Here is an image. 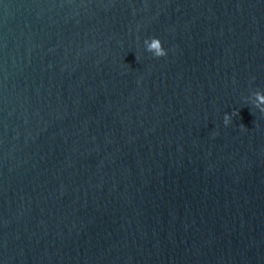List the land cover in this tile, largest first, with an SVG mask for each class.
Listing matches in <instances>:
<instances>
[{"label":"water","instance_id":"water-1","mask_svg":"<svg viewBox=\"0 0 264 264\" xmlns=\"http://www.w3.org/2000/svg\"><path fill=\"white\" fill-rule=\"evenodd\" d=\"M258 93L264 0H0V264H264Z\"/></svg>","mask_w":264,"mask_h":264},{"label":"clouds","instance_id":"clouds-1","mask_svg":"<svg viewBox=\"0 0 264 264\" xmlns=\"http://www.w3.org/2000/svg\"><path fill=\"white\" fill-rule=\"evenodd\" d=\"M144 44L148 52L152 53L154 57H163L167 55L166 50L163 48L161 41L158 38H151L150 40H145ZM257 99L264 103V96H261L259 93L257 94ZM261 112H264V109H260ZM231 117L229 115H225L224 123L227 125L230 123Z\"/></svg>","mask_w":264,"mask_h":264}]
</instances>
